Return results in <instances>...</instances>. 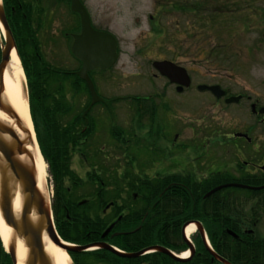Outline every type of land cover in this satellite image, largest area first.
Here are the masks:
<instances>
[{"label": "flooded vegetation", "instance_id": "flooded-vegetation-1", "mask_svg": "<svg viewBox=\"0 0 264 264\" xmlns=\"http://www.w3.org/2000/svg\"><path fill=\"white\" fill-rule=\"evenodd\" d=\"M80 1L85 6L84 0ZM0 2L7 21H16L10 28L16 49L41 57L48 38L56 37L44 36L52 29V19L63 12L69 15L70 11V0ZM261 10L264 11V6ZM74 15L79 21V16L73 13V28H61L60 38L72 37L74 33L69 30L75 27L79 31ZM23 21L28 24L24 26ZM91 24L97 28L92 20ZM117 50L119 53V45ZM95 73L91 71L89 76L104 101L90 105L89 92L74 96L81 99L76 126L79 150L70 160V170L77 180L64 174L61 180L65 190L57 189L56 178L48 167V191L52 200L57 195L65 199L61 205L66 218L71 223L75 222L72 219L83 218V214L88 219H100L89 223L102 229L98 237H89L91 231L85 237L71 231L69 236L73 240L68 242L82 249L68 253L70 264H224L222 260L235 264L240 260L229 258V238L248 240L254 247L258 241L257 249L260 251L262 246L260 255L264 263V235L258 232L264 219V187L239 186L264 185V138L250 134L260 128L264 131V111H260L259 104L249 103L252 126L232 133L225 130L224 161L209 160L210 152L204 143H200L202 150L195 152L199 157L196 158L179 151L178 123L166 120L173 108L164 94H101L97 91ZM160 77L178 94L191 89L190 84L177 91L178 85ZM80 83L86 87L84 80ZM225 92L222 100L230 96L228 90ZM238 95L236 104L249 100ZM66 98L74 100L68 94ZM1 136L7 141L11 139L9 133ZM18 139L21 148H26L28 139L20 131ZM5 162L0 153V165ZM100 185L103 189H94ZM189 225L194 226V231L186 235ZM186 252L187 256H183Z\"/></svg>", "mask_w": 264, "mask_h": 264}, {"label": "rangeland", "instance_id": "rangeland-1", "mask_svg": "<svg viewBox=\"0 0 264 264\" xmlns=\"http://www.w3.org/2000/svg\"><path fill=\"white\" fill-rule=\"evenodd\" d=\"M202 1L205 9L200 10V14L192 12ZM84 2L95 27L111 32L119 45L116 63L110 69L95 71L97 91L101 94H164L173 108L166 120L178 123L179 151L199 158L195 152L202 150L200 143H204L210 152L209 160L224 161L222 158L227 155L223 144L225 130L232 133L252 126L250 102L264 107V11L261 10L264 0ZM74 20L70 11L69 15L63 12L52 19V29L44 34L56 37L46 39L43 58L51 66L66 71H76L79 62L70 53L72 37L60 38V29L73 28ZM3 44L4 31L0 34V52ZM154 60H169L185 68L191 77V89L181 94L174 91L152 67ZM198 85H218L233 96L241 94L249 100L227 105L205 91L199 92ZM68 95L72 99L78 93ZM74 100L77 112L81 110L78 107L81 99L75 97ZM250 134L264 138L261 128ZM172 138L173 135L170 140ZM258 229L259 234L264 235V219ZM0 241L7 251L1 238Z\"/></svg>", "mask_w": 264, "mask_h": 264}, {"label": "water", "instance_id": "water-1", "mask_svg": "<svg viewBox=\"0 0 264 264\" xmlns=\"http://www.w3.org/2000/svg\"><path fill=\"white\" fill-rule=\"evenodd\" d=\"M70 9L76 12L80 19V32L73 35L71 44L72 54L80 59L82 63L76 75L86 82L91 95L90 105H92L95 102L104 100L97 95L88 72L95 68L104 70L116 61L117 42L112 34L96 30L91 26L90 17L80 0H70ZM0 24L4 29L5 36L0 57V114H2L0 118V153L6 160L4 164L0 165V216L5 225L12 229L15 237L21 238L26 246L27 255L24 264H52L44 249L43 232L67 253L81 250L82 247H74L60 240L52 222L48 201L37 188L34 153L28 149L29 145L34 144L30 136L31 133L23 126L17 112L4 95V69L12 49H15V43L1 4ZM152 66L160 75L168 78L170 82L176 83L179 86L178 91L190 85V77L185 68L169 60L154 61ZM197 89L199 91L208 90L216 98H220L225 94L224 90L218 85H199ZM238 99L239 96L228 97L225 99V103L237 102ZM252 110L254 111V105H252ZM86 111L82 114L83 116ZM260 111L263 112L264 108H261ZM18 131L28 139L27 147L24 149L21 148ZM3 133H9L11 139L9 141L5 140L1 136ZM18 155L19 158L17 157ZM22 156L23 158L21 159L20 157ZM17 193L20 194L22 201L19 212L14 213L12 202ZM33 213L35 214V219L32 220L31 216ZM111 228L112 226L108 227L102 237ZM197 228L203 236V231L199 225H197ZM15 237H12L7 245L13 264H16ZM165 252L169 254L168 251ZM222 262L230 264L224 260Z\"/></svg>", "mask_w": 264, "mask_h": 264}, {"label": "trees", "instance_id": "trees-1", "mask_svg": "<svg viewBox=\"0 0 264 264\" xmlns=\"http://www.w3.org/2000/svg\"><path fill=\"white\" fill-rule=\"evenodd\" d=\"M205 6L204 1L198 2L192 12L197 13L196 11H198V14H200V10H204ZM172 7H175V5H172ZM13 24H16V21L9 23L10 28ZM22 24L25 26L28 23L23 21ZM77 24L78 19L76 16ZM74 29L72 30L77 31V27ZM17 52L26 77L29 113L40 151L56 178V188L65 190L62 186L61 176L67 174L72 179L77 180L75 173L70 170V160L72 154L79 150L77 147L79 134L76 131L79 119L78 111L76 112L78 108L75 107V100L70 102L66 95L69 92L70 94H79L83 91L87 93L86 87L81 85L80 80L74 73L51 66L40 54L23 53L19 50ZM91 184L93 183L91 182ZM94 189H103V187L100 185ZM61 201L64 202L65 199H62L61 196L58 198L57 195L56 199L52 200V210L56 230L64 240H73L69 236L71 231H76L81 237H85L86 232L91 231L89 237H98L102 229L89 226V223L99 222L100 219H88L87 215L83 214V218L72 219L75 222L71 223V219L66 218V212L61 205ZM68 216H71V214ZM74 223L75 225L71 226ZM229 241V258L235 260V262L240 260L235 264H264L260 255L262 246L260 251L257 249L258 241L256 247L245 239L229 238ZM260 242H262L261 239ZM0 264H12L11 258L3 249L1 241Z\"/></svg>", "mask_w": 264, "mask_h": 264}, {"label": "bare ground", "instance_id": "bare-ground-1", "mask_svg": "<svg viewBox=\"0 0 264 264\" xmlns=\"http://www.w3.org/2000/svg\"><path fill=\"white\" fill-rule=\"evenodd\" d=\"M0 34H3V27L0 24ZM4 95L9 101L11 106L15 109L18 116L20 117L23 126L28 129L31 133L33 140V145H29L28 149L34 153L35 158V170H36V184L40 192L45 196L46 200L50 198L47 183H46V164L39 152L35 135L33 131L32 121L29 113L28 98L25 87V76L20 65L19 58L13 49L9 56V61L4 69ZM2 114H0V118ZM22 198L19 193L15 195L12 202V207L14 213L19 212L21 207ZM31 219H35V214L33 213ZM194 231V226L189 225L185 229L186 235H189ZM12 237H15L12 229L5 225L0 216V238L4 244L7 246L8 242ZM16 239V264H24L27 255V248L24 245L21 238L15 237ZM43 244L45 252L50 257L52 264H70V258L68 253L56 245L45 232H43ZM187 256V252L183 254Z\"/></svg>", "mask_w": 264, "mask_h": 264}]
</instances>
